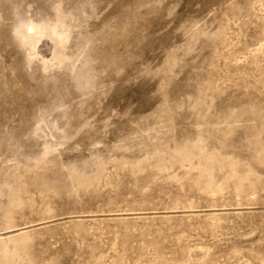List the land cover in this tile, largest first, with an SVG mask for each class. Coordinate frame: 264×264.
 <instances>
[{
  "label": "rangeland",
  "instance_id": "374dc122",
  "mask_svg": "<svg viewBox=\"0 0 264 264\" xmlns=\"http://www.w3.org/2000/svg\"><path fill=\"white\" fill-rule=\"evenodd\" d=\"M0 264H264V0H0Z\"/></svg>",
  "mask_w": 264,
  "mask_h": 264
}]
</instances>
